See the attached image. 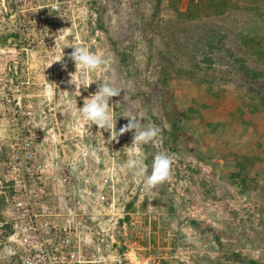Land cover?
Segmentation results:
<instances>
[{
	"label": "rangeland",
	"instance_id": "1",
	"mask_svg": "<svg viewBox=\"0 0 264 264\" xmlns=\"http://www.w3.org/2000/svg\"><path fill=\"white\" fill-rule=\"evenodd\" d=\"M59 1L0 0V191L23 150L80 264H264V0ZM78 46L107 61L79 90L66 83ZM100 83L122 90L117 131L126 117L160 128L140 149L148 174L157 153L174 156L167 182L148 190L122 167L134 131L109 143L81 118ZM13 254L0 237V264Z\"/></svg>",
	"mask_w": 264,
	"mask_h": 264
},
{
	"label": "built area",
	"instance_id": "2",
	"mask_svg": "<svg viewBox=\"0 0 264 264\" xmlns=\"http://www.w3.org/2000/svg\"><path fill=\"white\" fill-rule=\"evenodd\" d=\"M47 2L52 9H58L61 3L59 0ZM15 159L18 165L11 170L13 174L20 173V177L13 179L14 185L8 195L0 191L12 223L8 229L0 225V237L12 247L19 264H80L83 260L78 236L68 225L66 228L56 220H61L63 214L52 213L44 206L39 197L42 193L39 181L35 183L36 190H31L34 179L29 175L31 168L25 166L23 150ZM99 200L104 201L105 197H97L95 201Z\"/></svg>",
	"mask_w": 264,
	"mask_h": 264
},
{
	"label": "clouds",
	"instance_id": "3",
	"mask_svg": "<svg viewBox=\"0 0 264 264\" xmlns=\"http://www.w3.org/2000/svg\"><path fill=\"white\" fill-rule=\"evenodd\" d=\"M67 30L62 29L60 32ZM72 48L74 51L68 54L67 59L74 63L76 71L74 73L68 72L70 79L66 83L69 86L74 85L77 90L80 89L81 85L87 88L92 85L90 80L91 73L101 69L107 61L102 55L90 51L87 47L78 46ZM63 59L64 53L61 51L60 56L56 58L54 63L61 62ZM54 63L50 64L48 68ZM61 66L62 70L67 72V64L62 63ZM78 70L79 75H77ZM121 91V89L111 84L100 83L97 90L84 100L83 107H80L78 112L84 121L91 122L99 129L110 132L109 143L113 140L118 142L120 136L134 131L132 146L128 147L132 155L122 167L134 170L135 176L141 178L144 186L148 190H153L171 178L174 156L166 152L157 153L151 164V173L148 174V165L145 163L146 157L141 151L140 145H146L152 142L160 135L161 130L154 124L142 127L139 119L126 117L128 118V123L117 131V120L110 112L111 106L109 102L113 97H119ZM125 99L126 97L124 96L123 100ZM137 264H139V261H137Z\"/></svg>",
	"mask_w": 264,
	"mask_h": 264
},
{
	"label": "trees",
	"instance_id": "4",
	"mask_svg": "<svg viewBox=\"0 0 264 264\" xmlns=\"http://www.w3.org/2000/svg\"><path fill=\"white\" fill-rule=\"evenodd\" d=\"M7 1V0H6ZM212 1H217V2H219V0H212ZM160 2H161V0H157V4H160ZM9 8L10 9H13V5H9ZM173 124H175V123H173ZM238 255H235V257H237ZM252 264H255V263H253V262H251ZM161 264H166V262L165 261H162L161 262Z\"/></svg>",
	"mask_w": 264,
	"mask_h": 264
},
{
	"label": "water",
	"instance_id": "5",
	"mask_svg": "<svg viewBox=\"0 0 264 264\" xmlns=\"http://www.w3.org/2000/svg\"><path fill=\"white\" fill-rule=\"evenodd\" d=\"M148 262H150V261H148Z\"/></svg>",
	"mask_w": 264,
	"mask_h": 264
}]
</instances>
